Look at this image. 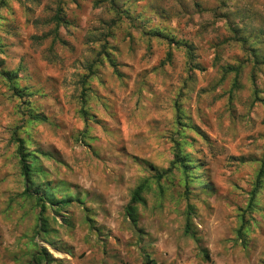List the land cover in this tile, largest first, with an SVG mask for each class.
I'll return each mask as SVG.
<instances>
[{"label": "rangeland", "instance_id": "obj_1", "mask_svg": "<svg viewBox=\"0 0 264 264\" xmlns=\"http://www.w3.org/2000/svg\"><path fill=\"white\" fill-rule=\"evenodd\" d=\"M254 53L264 0H0V264H264ZM18 139L64 208L23 196Z\"/></svg>", "mask_w": 264, "mask_h": 264}, {"label": "trees", "instance_id": "obj_2", "mask_svg": "<svg viewBox=\"0 0 264 264\" xmlns=\"http://www.w3.org/2000/svg\"><path fill=\"white\" fill-rule=\"evenodd\" d=\"M220 2H222V0H220ZM104 56L106 57V60L109 63L112 62L106 53H104ZM253 59L255 61L254 62L255 63L254 72H255V68H257L256 64L264 65V57L260 58V57H258L257 54L254 53ZM3 77L5 79H7V81L10 83H11V80L13 78L12 76H6V75H4ZM232 86H234V87L237 86V80L233 81ZM253 95H257V90L255 88H253ZM34 119L41 120L38 117H34ZM177 124H180V121L177 120ZM176 142H177V145L175 148L176 152L174 153V157L178 160V163L176 162L175 166L176 167L177 166L182 167L184 169L183 173L186 174L188 165H185V163L181 162L182 160L179 158L178 152H179L182 145H185L187 148H189V147H191L192 144L187 143V141H183L182 143H178V141H176ZM17 154H18V159H19L20 174H21L23 181H24V187H23L22 194H23V196L31 197V198L35 199L36 205L39 208L40 216L46 211L47 205L51 206L52 208L56 205H61L62 208H64L66 206V204L69 202L65 199V197H60L59 199H56L55 191L53 188L50 187V185H45L42 182L38 183V181L40 179H43L46 177L44 171L42 169H40L38 166V155L36 153L25 152L24 151V143L21 140L18 141ZM183 156L186 157L187 155H183ZM186 162H190V166H193V164H194V166H197V163L194 162L192 159H191V161L187 160ZM262 176H264V168L261 167V169L259 170V172L257 174V180L260 181ZM145 185H146V182L143 181L140 185H138L133 190L130 202L125 208L126 216L130 220V222L134 225H136V223H137V215L135 213V210H136L135 205L137 203L142 202V198H141L140 194L144 190ZM257 190H258V185H256L254 187V193ZM252 196H254V194ZM253 201H254V203H253L254 205L259 203V200H257V199H253ZM42 220H44V219H42ZM188 221H189V219H187V222ZM41 224L43 225L42 221H41ZM40 231L41 232H39V233L44 235V233L46 232V229L44 227H42ZM185 232H187V227H186ZM46 242L50 246L54 247V243L51 240L47 239ZM45 256H47V253L43 249L40 254L38 253V254H35L33 256L32 262H34V264H41V262L44 260Z\"/></svg>", "mask_w": 264, "mask_h": 264}]
</instances>
